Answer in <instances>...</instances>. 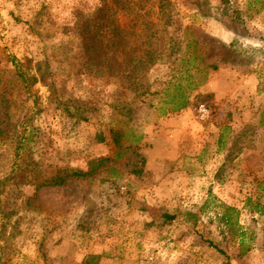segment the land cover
Wrapping results in <instances>:
<instances>
[{"label":"rangeland","instance_id":"1","mask_svg":"<svg viewBox=\"0 0 264 264\" xmlns=\"http://www.w3.org/2000/svg\"><path fill=\"white\" fill-rule=\"evenodd\" d=\"M0 264H264V0H0Z\"/></svg>","mask_w":264,"mask_h":264},{"label":"trees","instance_id":"2","mask_svg":"<svg viewBox=\"0 0 264 264\" xmlns=\"http://www.w3.org/2000/svg\"><path fill=\"white\" fill-rule=\"evenodd\" d=\"M98 30H100V29L95 28V31L91 30V55L93 54L91 56L92 57L91 60L103 57L102 51L105 50V48H106L105 44L103 42L104 37H105L104 32L98 31ZM227 209H229V208H227ZM224 222H225V224L229 223L228 216L225 217Z\"/></svg>","mask_w":264,"mask_h":264},{"label":"crops","instance_id":"3","mask_svg":"<svg viewBox=\"0 0 264 264\" xmlns=\"http://www.w3.org/2000/svg\"><path fill=\"white\" fill-rule=\"evenodd\" d=\"M189 109L188 107L187 108H185V109H183L182 111H187V110ZM184 114H187V112H185Z\"/></svg>","mask_w":264,"mask_h":264}]
</instances>
